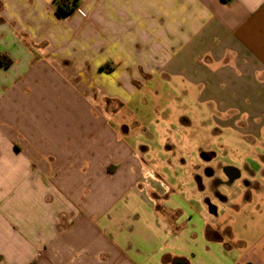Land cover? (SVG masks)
<instances>
[{
    "label": "crops",
    "instance_id": "0c3cea01",
    "mask_svg": "<svg viewBox=\"0 0 264 264\" xmlns=\"http://www.w3.org/2000/svg\"><path fill=\"white\" fill-rule=\"evenodd\" d=\"M59 1L0 0V264H264V227L234 231L221 212L255 198L218 193L216 206L190 179L166 182L114 109L139 76L185 61L216 121L255 141L264 0H78L65 17ZM89 84L121 100L104 103L113 115ZM243 167L222 166L218 183L264 207V183L245 179L264 169Z\"/></svg>",
    "mask_w": 264,
    "mask_h": 264
},
{
    "label": "rangeland",
    "instance_id": "374dc122",
    "mask_svg": "<svg viewBox=\"0 0 264 264\" xmlns=\"http://www.w3.org/2000/svg\"><path fill=\"white\" fill-rule=\"evenodd\" d=\"M135 38V42H140ZM183 63L179 73L161 69L151 72L148 77H138L133 92L125 97V105L114 108L117 120L122 121L120 128L123 125L129 128L127 138L137 149L140 150L141 146L149 148L144 153L150 162L148 168H153L166 182L190 179L197 189L204 187L200 192L204 190V196L215 201L216 206L219 204L218 193L229 197L253 196L255 209L253 203L243 206L238 213L232 208L221 211L224 222H228L231 229L244 232L245 229L264 227V207L256 204L258 197L253 189L244 190L240 185L238 188L237 185L226 187L218 183L222 166L243 167L255 160V167L264 169V131L255 135L253 141L230 126L220 125L216 121L215 100L207 98L209 93L204 92V83H193L188 65L185 61ZM87 88L89 101L97 103L101 115H113L104 103H122L104 96L91 84ZM211 167L213 176L209 175ZM246 175L245 179L255 180L258 185L264 183L261 172L255 173V178L251 173ZM240 190H244V194ZM261 195L264 198V193ZM250 238L245 236L243 240Z\"/></svg>",
    "mask_w": 264,
    "mask_h": 264
},
{
    "label": "trees",
    "instance_id": "16d2710c",
    "mask_svg": "<svg viewBox=\"0 0 264 264\" xmlns=\"http://www.w3.org/2000/svg\"><path fill=\"white\" fill-rule=\"evenodd\" d=\"M77 5L78 0H60L57 4V13L59 16L65 17L74 11ZM0 64L7 67L11 64V59L0 53Z\"/></svg>",
    "mask_w": 264,
    "mask_h": 264
}]
</instances>
